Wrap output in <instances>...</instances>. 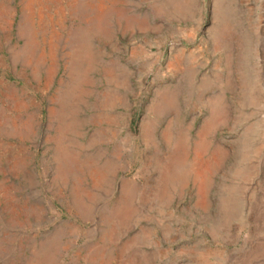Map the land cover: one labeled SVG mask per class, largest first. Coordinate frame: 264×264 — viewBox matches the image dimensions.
Here are the masks:
<instances>
[{"label": "rangeland", "instance_id": "1", "mask_svg": "<svg viewBox=\"0 0 264 264\" xmlns=\"http://www.w3.org/2000/svg\"><path fill=\"white\" fill-rule=\"evenodd\" d=\"M0 264H264V0H0Z\"/></svg>", "mask_w": 264, "mask_h": 264}]
</instances>
